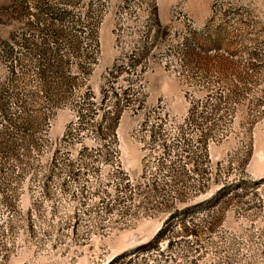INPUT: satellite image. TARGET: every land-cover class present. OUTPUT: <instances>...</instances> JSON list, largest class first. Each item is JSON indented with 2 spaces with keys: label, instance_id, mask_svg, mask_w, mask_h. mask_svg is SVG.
<instances>
[{
  "label": "rangeland",
  "instance_id": "rangeland-1",
  "mask_svg": "<svg viewBox=\"0 0 264 264\" xmlns=\"http://www.w3.org/2000/svg\"><path fill=\"white\" fill-rule=\"evenodd\" d=\"M0 264H264V0H0Z\"/></svg>",
  "mask_w": 264,
  "mask_h": 264
}]
</instances>
